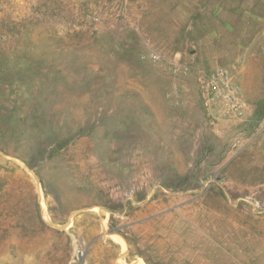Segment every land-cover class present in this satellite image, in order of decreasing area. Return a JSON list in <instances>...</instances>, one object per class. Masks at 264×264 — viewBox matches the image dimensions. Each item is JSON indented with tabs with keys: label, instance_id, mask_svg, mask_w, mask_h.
<instances>
[{
	"label": "rangeland",
	"instance_id": "1",
	"mask_svg": "<svg viewBox=\"0 0 264 264\" xmlns=\"http://www.w3.org/2000/svg\"><path fill=\"white\" fill-rule=\"evenodd\" d=\"M0 264H264V0H0Z\"/></svg>",
	"mask_w": 264,
	"mask_h": 264
},
{
	"label": "built area",
	"instance_id": "2",
	"mask_svg": "<svg viewBox=\"0 0 264 264\" xmlns=\"http://www.w3.org/2000/svg\"><path fill=\"white\" fill-rule=\"evenodd\" d=\"M211 80L215 83V80H218L220 84H228L227 77L224 71L216 72L212 77Z\"/></svg>",
	"mask_w": 264,
	"mask_h": 264
},
{
	"label": "water",
	"instance_id": "3",
	"mask_svg": "<svg viewBox=\"0 0 264 264\" xmlns=\"http://www.w3.org/2000/svg\"><path fill=\"white\" fill-rule=\"evenodd\" d=\"M104 233L111 234V230H105Z\"/></svg>",
	"mask_w": 264,
	"mask_h": 264
}]
</instances>
